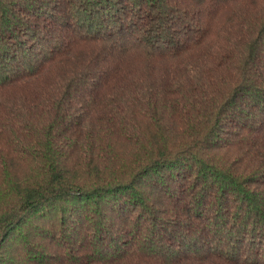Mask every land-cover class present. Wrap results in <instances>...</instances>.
<instances>
[{"label": "trees", "instance_id": "trees-1", "mask_svg": "<svg viewBox=\"0 0 264 264\" xmlns=\"http://www.w3.org/2000/svg\"><path fill=\"white\" fill-rule=\"evenodd\" d=\"M0 264H264V0H0Z\"/></svg>", "mask_w": 264, "mask_h": 264}]
</instances>
